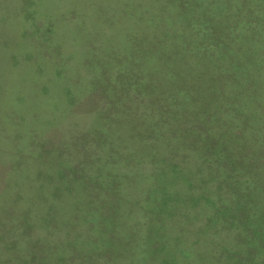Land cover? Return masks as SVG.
I'll return each mask as SVG.
<instances>
[{
    "label": "rangeland",
    "instance_id": "obj_1",
    "mask_svg": "<svg viewBox=\"0 0 264 264\" xmlns=\"http://www.w3.org/2000/svg\"><path fill=\"white\" fill-rule=\"evenodd\" d=\"M0 264H264V0H0Z\"/></svg>",
    "mask_w": 264,
    "mask_h": 264
}]
</instances>
